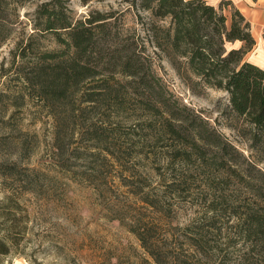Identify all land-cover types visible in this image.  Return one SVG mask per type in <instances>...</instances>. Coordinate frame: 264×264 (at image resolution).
Segmentation results:
<instances>
[{"label": "rangeland", "instance_id": "1", "mask_svg": "<svg viewBox=\"0 0 264 264\" xmlns=\"http://www.w3.org/2000/svg\"><path fill=\"white\" fill-rule=\"evenodd\" d=\"M62 1L91 31L86 53L34 30L49 0H0V162L32 189L3 264H151L137 233L158 264H264V147L250 148L228 95L177 76L157 49L169 19L130 0ZM201 121L239 154L201 141Z\"/></svg>", "mask_w": 264, "mask_h": 264}, {"label": "trees", "instance_id": "2", "mask_svg": "<svg viewBox=\"0 0 264 264\" xmlns=\"http://www.w3.org/2000/svg\"><path fill=\"white\" fill-rule=\"evenodd\" d=\"M80 1L87 4L90 1L106 0ZM130 1L133 8L149 12L156 20L169 19V27L155 28L156 33L161 35L157 49L171 63L177 76L193 92L198 86L225 92L228 95L229 111L246 128L244 136L250 140V148L264 147V70L244 60L254 49L255 40L249 22L239 10L230 2H222L219 8H215L207 0ZM49 2L37 7L34 30L53 34L59 43L68 47L72 45L79 53H86L92 44L89 27L88 31L79 33L80 25L73 24L63 12V1ZM226 8L230 9L229 18L223 14ZM103 20L105 19L98 21ZM87 24L92 25L89 20ZM1 33L2 29L0 46L5 40L1 38ZM64 33L70 41L62 39ZM235 43H240L241 46L232 47ZM131 68L126 64V73L138 76ZM76 72L78 75V68ZM166 108L168 112L171 107L167 105ZM169 114L178 127L188 122L194 123L190 116L182 117L172 110ZM201 123L203 129L198 135L201 141L220 148L224 156L231 155L230 152L239 154L215 128L210 127L207 122ZM206 140L210 143H206ZM23 170L31 172L26 167ZM20 172L14 161L0 162V264H3V259L19 254L18 250L26 234L27 219L21 208V198L32 189L17 185ZM137 238L149 255L147 263L158 264L154 241L142 233H137Z\"/></svg>", "mask_w": 264, "mask_h": 264}, {"label": "crops", "instance_id": "3", "mask_svg": "<svg viewBox=\"0 0 264 264\" xmlns=\"http://www.w3.org/2000/svg\"><path fill=\"white\" fill-rule=\"evenodd\" d=\"M208 4L219 8L222 2H230L250 24L251 34L255 40L254 49L244 60L264 70V0H207ZM240 43L232 45L240 47Z\"/></svg>", "mask_w": 264, "mask_h": 264}]
</instances>
